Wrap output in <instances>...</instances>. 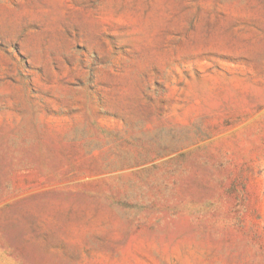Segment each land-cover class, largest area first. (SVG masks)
I'll list each match as a JSON object with an SVG mask.
<instances>
[{
    "label": "rangeland",
    "instance_id": "374dc122",
    "mask_svg": "<svg viewBox=\"0 0 264 264\" xmlns=\"http://www.w3.org/2000/svg\"><path fill=\"white\" fill-rule=\"evenodd\" d=\"M0 264H264V0H0Z\"/></svg>",
    "mask_w": 264,
    "mask_h": 264
}]
</instances>
